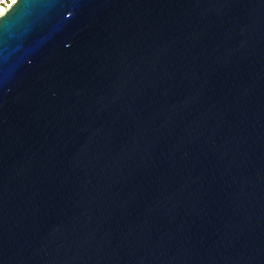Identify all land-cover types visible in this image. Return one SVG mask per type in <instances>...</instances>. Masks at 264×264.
Here are the masks:
<instances>
[{
	"label": "water",
	"instance_id": "95a60500",
	"mask_svg": "<svg viewBox=\"0 0 264 264\" xmlns=\"http://www.w3.org/2000/svg\"><path fill=\"white\" fill-rule=\"evenodd\" d=\"M0 264H264V0H18Z\"/></svg>",
	"mask_w": 264,
	"mask_h": 264
},
{
	"label": "built area",
	"instance_id": "2783aa9c",
	"mask_svg": "<svg viewBox=\"0 0 264 264\" xmlns=\"http://www.w3.org/2000/svg\"><path fill=\"white\" fill-rule=\"evenodd\" d=\"M18 2V0H0V19L4 17Z\"/></svg>",
	"mask_w": 264,
	"mask_h": 264
}]
</instances>
